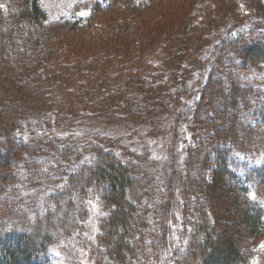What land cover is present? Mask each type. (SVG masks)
I'll list each match as a JSON object with an SVG mask.
<instances>
[{
    "label": "trees",
    "instance_id": "16d2710c",
    "mask_svg": "<svg viewBox=\"0 0 264 264\" xmlns=\"http://www.w3.org/2000/svg\"><path fill=\"white\" fill-rule=\"evenodd\" d=\"M6 1L0 0V264H32L50 248L69 244L88 215V191L108 207L93 248L96 264H146L167 242L173 247L168 264H255L264 235V78L239 82L237 72L264 63V22L224 31L209 48L188 23L183 43L193 33L198 40L192 58L182 59L176 49L166 52L161 72L134 69L137 79L126 76L122 87L134 80L137 92L127 95L106 83L103 70L88 80L96 73L92 55L68 59L66 47L58 52L52 44L91 28L111 3L94 2L87 19L63 16L50 24L37 0H12L8 15ZM123 28L118 31L126 35ZM168 108L183 155L179 169L167 168V178L163 163L118 133L78 137L51 129L56 121L63 128L76 119L147 120V131L160 133ZM180 173L189 174L180 187L184 202L167 240L170 187ZM237 225L243 232L234 230Z\"/></svg>",
    "mask_w": 264,
    "mask_h": 264
},
{
    "label": "rangeland",
    "instance_id": "374dc122",
    "mask_svg": "<svg viewBox=\"0 0 264 264\" xmlns=\"http://www.w3.org/2000/svg\"><path fill=\"white\" fill-rule=\"evenodd\" d=\"M37 1L45 12V22L50 24L63 16L72 20L87 19L93 12L91 10H93L94 2L101 3L106 1L109 4L111 3L112 8L110 10L105 11L100 8L102 11H99L95 16V21L92 23L91 28L64 34L57 39H53L52 44H54L53 47H58L57 51L58 49L61 51L66 47L70 52L67 55L68 59L70 56H74L75 53L77 55L83 53H88L89 56L92 55L94 58L90 69H93L96 73L89 72L86 76L90 75L92 77L88 78V80L95 79L99 71L103 70L106 83L111 86L118 85L119 87L123 86L122 83L125 82L126 76H132L136 80L138 73L135 70L144 69V66L154 73L165 70L162 68V62L167 59L166 52L173 53L176 49H179L182 52V59L192 58L196 52L194 43L198 42V40L196 33H193L190 34L189 40L187 39V44L183 43L186 36L189 35L184 33L188 26L190 30L203 34L200 39L206 40L204 45L209 48L221 38L224 31L234 32L240 28H246L251 23L255 25L264 22V0H237V2L236 0H149V2L146 0ZM11 2L12 0L6 1L7 15L12 13ZM80 13H86V15H80ZM138 20H140L141 24H139ZM182 20H185L183 29L181 26ZM209 22L214 26L212 29L205 30V27L200 29V26H204ZM124 26L127 32L126 35H122L118 31ZM122 30L124 28L120 32ZM226 47L230 48L229 44ZM226 47L225 49H228ZM225 56H227L226 53ZM64 57L65 55L61 53L60 58ZM68 59H65L67 64L69 63ZM78 65L81 67L86 66L83 62ZM86 76L75 77L74 79L84 80L87 78ZM237 76L239 82L263 79L264 63L258 62L241 67L237 72ZM213 77V80H224V76L213 75ZM145 79L146 82L150 80L149 76ZM0 80H3V77ZM134 80L130 81L127 87H122L127 95L129 93L133 95L137 92L138 84L135 85ZM49 92L51 101L58 99L56 90L51 89ZM71 93L77 94L76 92ZM215 105L219 110L222 109L221 103H216ZM51 108L52 111L50 113H52L51 116L53 117V115H57L54 103ZM162 110L163 115L168 119L166 120L167 124H163V128L160 129V133H149L146 129L147 120H143L138 124L135 122L115 124L112 122L105 123L102 119H76L63 128L57 126L56 121V124L51 126V129H54L59 134L68 132L78 137L83 132L118 133V135L125 137V141L128 144L130 143V146H141V149L146 148L150 155L163 163L166 168L164 177L166 176L167 178L168 172L171 171L167 169L170 165L175 164L177 169H179L183 151L179 137L177 139L172 136L171 124L173 117L171 110L169 108ZM166 112H170L169 114L171 115L167 117ZM207 114L205 112L202 116L205 117ZM210 120L216 121L212 117ZM93 138L94 141H100L98 137L93 136ZM213 167L212 165L207 170L206 178L209 179L211 176ZM179 176V179L173 181L170 187L172 190L171 194H169L171 210L169 209V219H167L168 232H165L167 233V240L176 233L175 227L171 223L176 221L175 215H178L179 218L180 203L182 202L183 204L184 202L183 196L180 194V187L189 174L180 173ZM167 191L165 190L166 193ZM84 198L88 206V215L82 221L80 232L72 237L69 244L54 249L50 248L40 257L35 258L32 264H96L93 248L96 246L101 225L108 215V207L100 202L93 191H88ZM230 213L231 210L229 208L225 215ZM161 229H163L162 225ZM234 230L238 234L243 232L239 225L234 227ZM257 242L259 253L255 256V264H261L264 261V235ZM169 244L170 248H168ZM171 248L173 249L171 243L167 242L165 248L159 251L160 254L156 257L153 256V259L150 258L151 261L146 264H168L167 259L171 255ZM103 255L106 257L104 251Z\"/></svg>",
    "mask_w": 264,
    "mask_h": 264
},
{
    "label": "snow or ice",
    "instance_id": "6c2138e0",
    "mask_svg": "<svg viewBox=\"0 0 264 264\" xmlns=\"http://www.w3.org/2000/svg\"><path fill=\"white\" fill-rule=\"evenodd\" d=\"M80 15H86V13H80Z\"/></svg>",
    "mask_w": 264,
    "mask_h": 264
}]
</instances>
